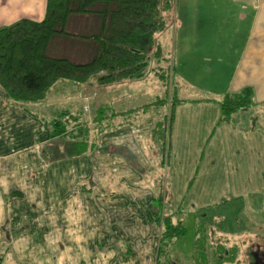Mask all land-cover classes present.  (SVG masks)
<instances>
[{"label":"crops","instance_id":"obj_1","mask_svg":"<svg viewBox=\"0 0 264 264\" xmlns=\"http://www.w3.org/2000/svg\"><path fill=\"white\" fill-rule=\"evenodd\" d=\"M188 3L189 0H177L171 34L178 35V57L191 53L194 60L206 45L196 47L193 39L194 47L189 48L190 31L180 30L181 15ZM225 3L247 25L239 56L224 88L219 92L209 88L219 97L198 102L200 111H190L189 117L186 109L179 111L175 106L168 135L167 162L174 147L173 134L180 121L185 125L183 157L190 169L195 161L199 162L197 175L202 173L205 164L209 169L211 162L217 163L218 157L224 165L229 148L237 143L225 136V129L230 130L225 121H230L232 115L228 120H219L222 93L251 85L253 98L264 104V0H227ZM181 4L180 23L176 25ZM45 5L46 0H0V25L22 17L40 20ZM102 21V16L96 13H71L65 29L75 35L52 36L46 46L47 54L75 62L87 61L94 53L95 42L77 35L97 32ZM237 35L234 28L232 36ZM106 86L95 78L82 83L60 78L42 100L31 101L30 106L14 101L0 89V264H31V261L34 264H152L154 261L158 226L151 203L162 186L158 184L160 178L156 172V167L164 164L162 142L155 144L158 142L145 138L141 144V138L150 132V118L110 125L100 122L98 126L87 120L92 116L94 101L99 103L98 88ZM77 108L87 118L75 122V126L67 124L69 130L65 136L50 137L46 129L51 123L48 118L58 112L74 116ZM236 116L233 119L237 120ZM83 123L90 127L86 133L82 132ZM262 134L261 142L249 143L263 149L261 175L264 177V125ZM205 138L211 139L213 146L208 142L203 150ZM76 140L87 141L83 151L76 148ZM203 173L206 178L208 173L205 170ZM13 190L21 194L11 195ZM168 192L167 188L166 195Z\"/></svg>","mask_w":264,"mask_h":264},{"label":"rangeland","instance_id":"obj_2","mask_svg":"<svg viewBox=\"0 0 264 264\" xmlns=\"http://www.w3.org/2000/svg\"><path fill=\"white\" fill-rule=\"evenodd\" d=\"M225 1L227 0H189L185 5V13L181 15L180 30L183 31L182 33L186 29L190 31L187 37L190 39V43L187 42L190 44L189 48L194 47L191 42L193 39L196 47L206 45V48L201 50L203 52L198 54V59L194 60L191 53L178 57V35L174 37L171 34L175 18L173 19V12L169 13L170 15L167 16L170 19L169 23L156 37L162 43V58H150L148 71L143 78L125 80L108 85L106 88L102 87L103 89L99 87L97 96L99 103L94 101L90 111L92 116L87 120L98 126L100 122L103 123L101 125H110L120 121L128 123L150 118L152 121L150 132L141 138V144L145 138L159 144L163 140L164 133L168 141L167 119L170 100L172 98L176 100L179 111L186 109L187 117L190 116V111L199 112L201 106L197 105L198 102L219 97L215 91L224 88L232 66L239 56L246 37L247 25L236 17L233 7ZM176 5L177 0L174 8ZM182 6L183 4L179 6L177 12L176 25L180 23ZM234 28L238 31L237 37L232 36ZM158 66L168 67L165 80L159 76ZM212 74H215V77ZM159 98L161 101L154 102ZM23 102L27 106L32 103ZM185 103L189 105L184 106ZM137 106H141L140 109H135ZM124 110L126 111L123 112ZM234 115H237V120L233 119ZM87 116L77 108L74 116L58 112L55 116L45 118L52 122L62 117L71 127L75 126V122L85 120ZM181 118L184 119V116ZM85 123L82 131L84 133L90 128ZM227 124L230 130L225 129L226 139L228 141L235 139L237 143L229 148L224 165L219 161V157L218 159L215 157L218 162H211L209 169H206L208 164H205L199 175H197L198 161H195L190 169L183 157L186 133L185 125L180 121L176 134H173L174 147L170 150L168 162L165 154L164 164L156 167L160 178L158 184H161L166 191L167 188L169 190L168 195L166 191H162L165 196L163 210L172 212L175 220L179 219L184 226L183 234L173 238H161V242L158 243L159 264H167L168 261L170 264H204V257L212 254L206 238L216 241L224 239L222 237L226 235L228 243L239 245V263L235 261L229 264H250L247 247L252 245V249H256L261 248V244L264 246V177L261 175L263 149L255 148L254 144L249 143L262 141L264 108L253 106L245 112L240 110L232 114L230 121H225V125ZM215 126L217 127V124ZM78 130L76 129V132ZM208 142L211 147L213 146V141L205 138L203 150ZM217 144L216 140L215 146ZM201 157L202 154L199 160ZM204 170L208 173L206 178H204ZM154 177L155 170L151 174V178ZM157 229L159 232L158 227Z\"/></svg>","mask_w":264,"mask_h":264},{"label":"trees","instance_id":"obj_3","mask_svg":"<svg viewBox=\"0 0 264 264\" xmlns=\"http://www.w3.org/2000/svg\"><path fill=\"white\" fill-rule=\"evenodd\" d=\"M174 6L175 0H46L42 19L22 17L0 25V89L14 101H40L60 78L79 83L95 78L105 85L143 78L148 71L150 58H162V45L156 37L169 23L167 16L173 12ZM71 13H96L103 19L97 32L77 35L95 42L94 53L84 62L49 56L46 52L47 43L55 34L75 35L65 29ZM158 67L159 76L165 80L168 67ZM253 95L251 85L236 91H224L219 100V120H228L240 110L263 106V101H256ZM158 101L161 98L154 100ZM175 106L176 100L172 98L167 119L168 135L174 122ZM46 129L50 137L65 136L69 127L60 117ZM163 135L160 150L164 160V155L169 153L170 142L169 139L166 141L165 133ZM76 141L78 151H83L87 141ZM162 191L161 186L151 203L152 214L159 228L155 235L153 264H159L158 243L161 238H173L184 233L179 219L175 220L172 212L163 210L165 196ZM20 194L19 190L11 192L15 196ZM222 238L216 241L206 238L212 254L204 257V264L239 263V245L228 243L226 235ZM253 250L252 245L247 247L250 262L253 260Z\"/></svg>","mask_w":264,"mask_h":264},{"label":"flooded vegetation","instance_id":"obj_4","mask_svg":"<svg viewBox=\"0 0 264 264\" xmlns=\"http://www.w3.org/2000/svg\"><path fill=\"white\" fill-rule=\"evenodd\" d=\"M255 261H258V264H264V251L263 244H261V248H256L253 250V260L250 264H254Z\"/></svg>","mask_w":264,"mask_h":264},{"label":"water","instance_id":"obj_5","mask_svg":"<svg viewBox=\"0 0 264 264\" xmlns=\"http://www.w3.org/2000/svg\"><path fill=\"white\" fill-rule=\"evenodd\" d=\"M254 264H258V261H255V263Z\"/></svg>","mask_w":264,"mask_h":264}]
</instances>
